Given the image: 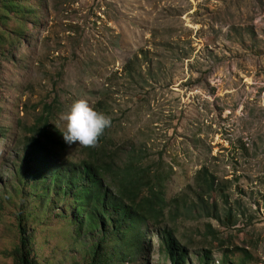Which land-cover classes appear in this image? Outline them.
Instances as JSON below:
<instances>
[{"label": "rangeland", "instance_id": "374dc122", "mask_svg": "<svg viewBox=\"0 0 264 264\" xmlns=\"http://www.w3.org/2000/svg\"><path fill=\"white\" fill-rule=\"evenodd\" d=\"M14 2L21 10L0 22V264H15L20 212L40 263L83 261L82 235L59 210L74 211L56 200L52 170L43 166L45 182L18 190L30 162L24 127L55 104L49 122L62 133L63 114L81 99L111 117L110 150L146 148L162 161L169 206L161 226L187 264H203L204 254L210 264H264V0ZM81 148L66 145L49 167L79 161ZM203 170L216 185L203 196L212 215L193 208L186 216ZM151 240L144 261L126 264H170Z\"/></svg>", "mask_w": 264, "mask_h": 264}, {"label": "trees", "instance_id": "16d2710c", "mask_svg": "<svg viewBox=\"0 0 264 264\" xmlns=\"http://www.w3.org/2000/svg\"><path fill=\"white\" fill-rule=\"evenodd\" d=\"M20 10L14 0H2L3 16L0 22L7 21L6 14L9 11ZM54 105H47L46 111L38 114L35 123L23 129L24 142L31 162L26 175L34 174V166L40 161L38 158H56L66 149L67 144L62 139V134L57 129H52L49 122L52 116L50 110ZM109 141L106 129L95 147L82 146L79 161L62 158L61 164L53 170L52 186L55 195L58 200L64 199L66 208L73 209V216L65 218L77 224L75 234L82 235L83 239V261L71 264H126V261L129 263L142 257L144 259L152 245V236L158 239L159 247L170 264H187L183 246L176 241L168 227L161 226L166 224V209L169 206L165 194L169 172L164 170L161 160L152 159L148 155L146 148L124 153L116 147L110 150ZM44 161L48 165L47 161ZM36 176L35 178H38ZM24 178H21L18 189L22 193L25 192L23 186H36L35 182L22 183ZM215 186L214 176L207 170L198 172L197 200L195 205L185 210V215L189 216L193 208H197L199 216H203L205 209L208 216H211L203 196L210 195ZM49 188H39L42 201L38 204L42 207ZM174 202L178 203L177 199ZM217 208L215 205V211ZM177 212L178 209H174L169 211V215ZM226 217H230V212ZM26 220L20 212L17 225L19 244L10 253L14 263L49 264L40 263L32 256V235L28 233ZM149 227H156V232L154 228L151 230ZM199 260L203 264L211 263L208 254L200 256ZM222 264L232 263L224 258Z\"/></svg>", "mask_w": 264, "mask_h": 264}, {"label": "clouds", "instance_id": "9594fccd", "mask_svg": "<svg viewBox=\"0 0 264 264\" xmlns=\"http://www.w3.org/2000/svg\"><path fill=\"white\" fill-rule=\"evenodd\" d=\"M62 119L66 122V126L65 130L61 134L64 142L69 146L78 144L83 147H95L98 144L99 138L104 134L105 130L111 126L110 116L102 112H98L89 105L88 101L83 99L75 101L70 106L68 112L63 114ZM38 160L40 161L39 164L34 166V174L29 173L26 175L28 166L31 165V162L25 166V169L23 170V176L25 178L22 183L30 184L28 181L29 178H33V182L35 183L38 181L45 182V180L41 177V168L43 166H45V170H52L53 176V170L55 171V168L53 169L52 167L48 166V160L46 158H38ZM44 160L47 161L48 165ZM35 176L38 178H35ZM50 180V185L52 186V177ZM56 200H58L57 196ZM59 211L64 217H66V213L63 209Z\"/></svg>", "mask_w": 264, "mask_h": 264}, {"label": "built area", "instance_id": "2783aa9c", "mask_svg": "<svg viewBox=\"0 0 264 264\" xmlns=\"http://www.w3.org/2000/svg\"><path fill=\"white\" fill-rule=\"evenodd\" d=\"M263 219H264V217H263Z\"/></svg>", "mask_w": 264, "mask_h": 264}]
</instances>
